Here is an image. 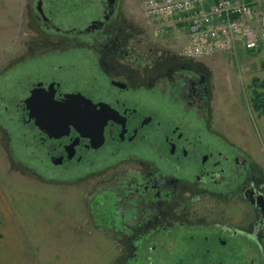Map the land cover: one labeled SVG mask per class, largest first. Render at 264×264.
<instances>
[{
    "label": "flooded vegetation",
    "instance_id": "af4514ba",
    "mask_svg": "<svg viewBox=\"0 0 264 264\" xmlns=\"http://www.w3.org/2000/svg\"><path fill=\"white\" fill-rule=\"evenodd\" d=\"M24 9L29 48L12 52L0 73H13L0 78V106L16 130L1 117L0 129L9 148H30L25 170L96 174L125 161L111 214L132 220L103 227L126 251L122 264H239L242 256L264 264V171L211 128L208 62L158 45L130 48L139 29L125 0H29ZM72 96L107 105L97 146L85 126L50 134L56 129L40 128L27 107ZM173 242L179 251L169 255Z\"/></svg>",
    "mask_w": 264,
    "mask_h": 264
},
{
    "label": "rangeland",
    "instance_id": "374dc122",
    "mask_svg": "<svg viewBox=\"0 0 264 264\" xmlns=\"http://www.w3.org/2000/svg\"><path fill=\"white\" fill-rule=\"evenodd\" d=\"M28 1L0 0V73L5 71V66H11L12 52L29 48L24 41L29 39V33L33 34L28 27L27 9H24ZM125 1L131 24L139 29L129 42L130 48L148 50L158 45L184 53L187 36L178 18L151 19L144 12L143 0ZM70 4L65 2L64 8H69ZM74 19L76 21L77 17ZM233 50L196 57L207 61L213 74L211 128L248 153L264 171V116L253 110L249 89L251 77L264 78V41L256 49L245 50L237 45ZM8 75L13 73L0 74L1 81L7 80ZM3 120L1 124L11 132L16 130L13 123ZM3 136L0 129V220L5 229L6 226L18 227L17 233L10 235L13 243L16 245L23 240L31 247L36 264H112L116 257L118 260L114 264H122L126 251L120 249L118 241L103 227L113 220L119 225L132 220L129 213L111 214L118 194L117 183L123 182L127 167L123 165L125 161L117 163L120 167L110 170L107 166L96 174L88 169L58 173L33 162L34 167L25 170L21 163L32 161L30 148L22 144V150L18 145L11 149ZM79 174L83 175L77 176ZM200 206L195 204L194 208ZM229 210L227 207V214ZM231 211L240 213L235 208ZM173 243L167 249L169 255L179 251L176 242ZM241 252L246 255L243 247ZM244 261L243 256L242 260L239 257V264H245Z\"/></svg>",
    "mask_w": 264,
    "mask_h": 264
},
{
    "label": "built area",
    "instance_id": "2783aa9c",
    "mask_svg": "<svg viewBox=\"0 0 264 264\" xmlns=\"http://www.w3.org/2000/svg\"><path fill=\"white\" fill-rule=\"evenodd\" d=\"M143 9L151 19L187 14V56L234 52L237 45L250 50L264 41V0H143Z\"/></svg>",
    "mask_w": 264,
    "mask_h": 264
},
{
    "label": "water",
    "instance_id": "95a60500",
    "mask_svg": "<svg viewBox=\"0 0 264 264\" xmlns=\"http://www.w3.org/2000/svg\"><path fill=\"white\" fill-rule=\"evenodd\" d=\"M85 101L81 103L72 96L63 103L49 101L46 104H28L27 107L39 117L36 122L40 128L49 129V132L56 129L50 134H63L70 125L78 129L85 126V129L90 128L88 135L97 146L102 141V127L110 113L105 103L91 104Z\"/></svg>",
    "mask_w": 264,
    "mask_h": 264
},
{
    "label": "crops",
    "instance_id": "0c3cea01",
    "mask_svg": "<svg viewBox=\"0 0 264 264\" xmlns=\"http://www.w3.org/2000/svg\"><path fill=\"white\" fill-rule=\"evenodd\" d=\"M187 14L182 15L181 17H177L179 20L180 25H183L184 27L182 30L186 31L187 28ZM182 18V19H181ZM179 25V26H180ZM10 212V211H9ZM13 216V212H10ZM11 219L12 217L9 216ZM16 217V216H15ZM11 225H13V220L10 221ZM15 223V221H14ZM3 224L0 223V264H36V259H35V253L29 247L27 244H25L22 241H19L16 245L12 241V237L10 236L11 233L15 234L17 233L18 227L17 226H11L7 227L6 229L3 228ZM5 234V236H4ZM10 240L12 242H10ZM3 244V245H2ZM20 244V246L17 247V245ZM30 250V252H28ZM14 258V260H12Z\"/></svg>",
    "mask_w": 264,
    "mask_h": 264
},
{
    "label": "trees",
    "instance_id": "16d2710c",
    "mask_svg": "<svg viewBox=\"0 0 264 264\" xmlns=\"http://www.w3.org/2000/svg\"><path fill=\"white\" fill-rule=\"evenodd\" d=\"M249 89L251 93L250 102L253 110L259 115L264 116V78L258 75L251 77Z\"/></svg>",
    "mask_w": 264,
    "mask_h": 264
}]
</instances>
